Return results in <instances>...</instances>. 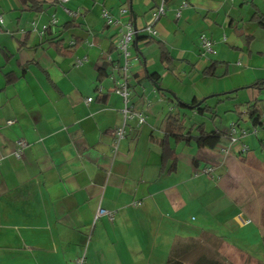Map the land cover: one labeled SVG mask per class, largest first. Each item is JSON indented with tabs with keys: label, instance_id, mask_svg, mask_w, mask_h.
<instances>
[{
	"label": "crops",
	"instance_id": "0c3cea01",
	"mask_svg": "<svg viewBox=\"0 0 264 264\" xmlns=\"http://www.w3.org/2000/svg\"><path fill=\"white\" fill-rule=\"evenodd\" d=\"M161 3L157 35L137 36L126 77L129 105L145 123L129 121L114 147L123 123V101L113 92L123 65L116 44L125 28L106 25L101 15L108 11L141 30ZM66 6L74 17L56 0H0V264H166L202 240L222 254L246 255L250 244L238 235L264 226V127L254 129L256 139L200 149L194 140L167 136L165 122L169 114L186 115L192 138L202 124L206 132L228 133L236 122L253 129L231 110L256 98L262 103L264 92L247 87L264 80V28L252 20L264 17V0H69ZM52 16L57 23L48 26ZM202 35L215 55L201 51ZM56 38L65 53L49 43ZM213 64L214 75L203 74ZM230 92L233 100L218 106L214 121L176 105L177 99L213 105V95ZM227 113L234 117L218 128ZM19 140L26 148L17 159ZM165 142L174 154L164 159ZM240 144L248 150L241 153ZM206 167L209 176L201 174ZM98 207L114 212L113 221L95 219ZM255 236L264 239V227Z\"/></svg>",
	"mask_w": 264,
	"mask_h": 264
},
{
	"label": "built area",
	"instance_id": "2783aa9c",
	"mask_svg": "<svg viewBox=\"0 0 264 264\" xmlns=\"http://www.w3.org/2000/svg\"><path fill=\"white\" fill-rule=\"evenodd\" d=\"M69 0H56V6L61 9L67 16L74 17L76 13L72 10H70L66 4ZM182 6L185 7L186 3L183 2ZM121 15L126 14V9L120 10ZM164 4L161 3L160 6L157 8L155 13L152 15V21L151 23H148L146 26H144L141 30L136 29L130 22L122 25L119 19L113 18L108 11L102 12V18L104 19L106 25H110L113 27L123 26L125 28L124 31L119 33V40L116 44V49L119 51V53L122 55L123 58V65L121 66V78L119 81H116L115 88L113 89V92L121 97L123 101V107H122V118L123 123L122 126L116 129L114 132V137L116 138L114 141V147L117 146L118 142L124 137V128L125 125L131 121L134 120L138 125H142L145 123V116L143 113L135 111L131 108L128 101L129 91H128V82L126 80V77L128 75L129 65H130V48L133 46L135 39L137 36L141 33H145L149 37H155L157 35V31L154 29L153 24L164 15ZM176 16H179V12H177ZM2 16H0V24H2ZM57 23V20L55 16H52V18L49 21L48 26H53ZM47 25L43 26L41 29L40 35H44L45 30L47 29ZM72 44V43H70ZM200 48L203 54L208 55H215L216 51L213 49V42L207 38L206 36L202 35L200 38ZM88 102V101H87ZM86 102V103H87ZM12 121H8L7 124H11ZM229 135L231 136V144H237L240 143V140L242 137H246L250 132H248L246 129L239 128L235 124H232L229 127ZM252 134L256 133V130L251 132ZM230 144V145H231ZM240 151L241 153H244L248 150V146L245 144H240ZM26 148L25 142L19 140L16 142V148L13 151V156L17 159H20L22 157V152ZM221 153L223 155L228 154L227 148H221ZM202 174L209 176L212 172L211 167H206L202 171ZM100 217H106L109 221H113L114 219V212L107 211L101 207H98L96 213H95V219H98ZM240 219V218H239ZM241 220V219H240ZM242 221V220H241ZM82 259L77 260V264H81Z\"/></svg>",
	"mask_w": 264,
	"mask_h": 264
},
{
	"label": "trees",
	"instance_id": "16d2710c",
	"mask_svg": "<svg viewBox=\"0 0 264 264\" xmlns=\"http://www.w3.org/2000/svg\"><path fill=\"white\" fill-rule=\"evenodd\" d=\"M23 2H26L27 0H22ZM252 20H255L259 26L264 28V17L258 16L257 14H254V17ZM49 28L45 30L44 35L47 34ZM51 46L56 48L59 52H64L66 49H63L64 51H61L62 47V41H59L56 39H52L49 42ZM73 46V45H72ZM164 51V50H162ZM162 56L165 58V53L162 52ZM214 64L207 67L203 74L206 76H213L214 75ZM154 83H158L159 76L156 74L149 76ZM247 88L253 89L258 92V96L264 92V80H259L251 85H249ZM235 92V91H234ZM234 92L230 93H224L220 95H213V98L216 99L215 103L213 105H210L207 103V99H203L201 101H192L189 104L183 103L181 100L177 99L176 105L181 108L188 109L190 111L195 112V114L199 116H207L209 121H214L218 117V106L222 103H225L226 101L233 100L230 95ZM224 96V98L222 97ZM259 99H255L251 102H246L244 105H233V108L231 112L237 117V120L240 121L242 117H246L247 121L251 124V127L256 130H260L262 127H264V121H262V117H264V111L260 108L258 105ZM245 107V112H240V107ZM186 122V115L179 116V115H171L169 114L167 116L166 122H165V130L167 132V136H172L175 141H182L189 143L190 140H194L196 146L200 149H214L218 145H230L231 144V136L229 133H223L220 131H210L206 132L204 128V124L198 126L197 130L199 132L198 136L191 137L189 135V131L185 132L186 128L184 123ZM235 125L238 127V123L236 122ZM261 147H264L262 143L260 142ZM163 158H167L168 156H173L172 149H169L166 145V142L163 146ZM176 160L173 157V163L171 164V169L175 168ZM198 263H201V261H198ZM166 264H182L179 260L174 259V257H171L168 259ZM209 264H217V263H209Z\"/></svg>",
	"mask_w": 264,
	"mask_h": 264
},
{
	"label": "rangeland",
	"instance_id": "374dc122",
	"mask_svg": "<svg viewBox=\"0 0 264 264\" xmlns=\"http://www.w3.org/2000/svg\"><path fill=\"white\" fill-rule=\"evenodd\" d=\"M260 107L264 108V94L261 95ZM222 110V109H221ZM234 115L231 113L222 114L220 119L216 122L218 128H225V121L229 118H233ZM254 129L247 130L248 132H253ZM253 136L256 139L254 134H248V136ZM202 174V172H201ZM262 196V194H261ZM261 198V197H260ZM262 202V200H261ZM258 207V205L256 204ZM254 211L258 208L252 206ZM259 212V209H258ZM264 227L259 224H254L246 228V230L239 236H243V238L249 242L250 247H246L245 253L246 255H225L219 251L218 246L210 243L207 240H202L201 242L190 244L187 251L182 254L174 255V259L179 260L182 264H209V263H217V264H264V239L257 240L256 234L258 229ZM258 228V229H257ZM242 238V239H243ZM243 239V240H244ZM241 240V239H240ZM201 261V263H198Z\"/></svg>",
	"mask_w": 264,
	"mask_h": 264
}]
</instances>
